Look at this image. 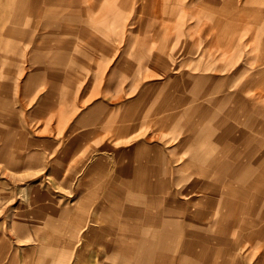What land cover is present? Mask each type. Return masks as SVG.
I'll return each mask as SVG.
<instances>
[{
  "label": "rangeland",
  "instance_id": "374dc122",
  "mask_svg": "<svg viewBox=\"0 0 264 264\" xmlns=\"http://www.w3.org/2000/svg\"><path fill=\"white\" fill-rule=\"evenodd\" d=\"M255 138L264 141V0H0V252L18 264L56 246L57 226L17 239L35 211L66 210L73 225L83 209L113 205L116 187L182 213L193 239H214L234 262L243 236L230 193L241 181L214 174L244 164L252 195ZM131 163L137 172L123 174ZM134 175L140 193L126 187ZM125 209H109L110 223ZM90 224L78 252H94L83 238L105 228ZM262 251L244 264H264Z\"/></svg>",
  "mask_w": 264,
  "mask_h": 264
},
{
  "label": "crops",
  "instance_id": "0c3cea01",
  "mask_svg": "<svg viewBox=\"0 0 264 264\" xmlns=\"http://www.w3.org/2000/svg\"><path fill=\"white\" fill-rule=\"evenodd\" d=\"M22 1L26 2L27 0H22ZM25 11H26V9H25ZM228 34H231V33L227 32L225 35L227 36ZM254 142L256 145L255 149H254V154L251 156V158H249L250 162L251 163L254 162V164H255V169L253 171V174H254V176H256L254 178V180L251 182V187H252L251 189L253 190L252 195H248L250 188L247 187V186H249V184L247 185V183H246L247 178H244V177L242 178V176H247V174L243 173V171H244L243 166H245L244 164L238 165L237 168H234L227 163L223 164L221 169L217 168L214 176H238L239 177L238 180L240 179L239 181H241V183H239L240 184L239 188H237L236 190H233L232 193L229 192L230 194L233 195L234 198H235V196H237V199H238L236 209H237V211L239 210L238 212L240 215V223L238 224L237 229L241 230V231L243 230L242 231L243 241L239 242V243H243V242L247 241V242H255L256 244L258 243V244L264 245V242L259 239L260 238L259 234L261 235L263 233L262 231L260 232V229H264V182H262L261 178H260L261 176H264V141L255 138ZM209 154H210V152H209ZM258 156H261V157H258ZM215 163H216V161L213 162V164H215ZM138 169H139L138 166H136L134 163H131L129 166H127L123 170V174H125V175H129L131 173L135 174ZM138 175H139V173H138ZM138 175L127 176V179L125 181L126 187L134 190L136 193H140L141 189H142L141 182L140 181L137 182V179L139 177ZM208 190H209L208 186L207 187L202 186L201 191L206 192ZM219 190L220 189L215 190V194L217 196H219V195L216 192H219ZM245 190H247V191H245ZM119 196L121 197V200L119 198H117ZM115 198L119 199L120 202H116ZM110 201H111V204L113 203V206L111 205L108 207H98V206L93 205V206H90L88 208L83 209L84 212H82L80 215H77V218L79 219L78 222L79 223L81 222V223L78 224V222H76L73 224V226L69 225L70 223L68 221L67 222L63 221L64 218H66V216H67L68 211H66V210L57 209V208H53V209L48 208V209H41V210L35 211L34 213L36 215L40 212L41 217H40V214L37 216L33 215L34 220L33 219L28 220L22 224V227L25 230L23 238H25L26 235L28 236V233H29L31 228L33 230V227L31 226L30 222H33V226L35 228L42 226L41 224H44L47 227L57 226L58 229L60 228L58 233H56V232L54 233L52 231V229H51V232H50V230H48V232L52 233L55 236V239L57 238V241L55 240L56 242H53V239L51 242V244L56 245L55 248H52V249L47 248L48 250H51V251L55 250V252L50 253V254H52V257H54V255H56V256L62 255L64 257L65 255L60 254L58 251L65 249L66 248L65 246H70L69 249L71 248L70 250H72V253L74 256V257H71V260H69V261H72V264H78V262H80L82 260L85 261L83 264H97L98 262L102 263V261L107 260L105 252L108 250L107 247L109 246V264H111L112 259H118V258H120L119 260H122V261L126 260L127 264L128 263L129 264H134V263L135 264H164L165 262H171V261L175 260L174 258H176V256L171 255L172 250L174 247H176V244L179 243V242H177V241H179L178 234H180L181 235L180 238H182V233H185V240L190 244V246L192 248L190 250L192 253H190L189 254L190 257H188L191 260V264H194L192 262L191 254L192 255H194V254L198 255L199 254V256H200V255H203L204 252H205L204 254H207V253L210 254L214 250H216L214 252L215 256L208 258V260L211 259L208 264H216L215 260H223L222 264H226L225 254H224L225 249L224 248L218 249L213 243L214 239L213 240L212 239H202L204 242H202L200 240L193 239L192 233L190 231V227H191L190 219H188L182 213L176 212V211L174 212V211H172V209H162L161 210L159 208L141 207L143 202H142L141 197L138 194L127 193L125 190H122V189L117 188V187L112 190V195L110 196ZM129 202L133 203L134 205L129 206V205L125 204V203H129ZM121 203H123L124 205H122ZM228 203H229V198H225V200H222V202H221V204L224 206L229 205ZM240 203H241V205H240ZM243 204H244V206H243ZM126 207H127V209H125ZM114 208H115V210L117 209L118 211L125 209V211H124L123 216H121V218H119V220L117 217L116 220L113 219V223H110L108 211H109V209H111L112 211H115V210H113ZM144 209H146V210H144ZM159 210H160V212H159ZM154 212H156V213H154ZM177 214H179V215H177ZM46 215L48 217V220H45ZM52 216H54V217H52ZM55 217L57 218L56 220L53 219ZM41 218H42V220H41ZM161 218H162V221H161ZM248 220H251V223H252L251 225H248V223H247ZM47 221L49 224L46 223ZM61 221L64 222L63 225L60 224ZM89 221H92V224H90L92 227L95 225V226H105V228L102 229L100 232L93 233L92 234L93 236L91 235L92 239L87 238V237L83 238V239H87L90 242L92 240V244L93 245L95 244V251L91 252V253H83V252L81 253V252H78V250H76L77 249V247H76L77 243L76 242H79L78 244H80V242L82 241V234H86L89 232V227H88ZM156 221H157V223H156ZM83 223H85V224H83ZM79 226L80 227H86L85 228L86 231L84 233H82L81 235L79 234L80 236L75 233L76 227H79ZM64 227H66V228H64ZM61 228H64L65 230L62 231ZM136 229H137V231H136ZM32 230L30 232V239L31 240L35 237L45 238V236H44L45 231H43L42 234L40 233L39 235H35L34 232H32ZM181 231H183V232H181ZM66 232H68V233H70V235H74V236H70L68 238V240H66L65 237H64V239H62V237H63L62 235H65ZM243 232H245V234ZM100 233H101V235H100ZM252 235L255 237H253ZM239 236H241V234H239ZM23 238H17V239L22 240ZM72 241H74V242H72ZM96 241H97V243H96ZM63 243H64V245L62 246ZM205 244H206V246H205ZM101 246H105L106 249L105 248L103 249ZM247 247L243 250V252L237 251V254L239 255V262L237 261V259H236V261L238 264L239 263L244 264V261H246L247 258L250 257V256H248V255H250V254H248V252H250L249 251L250 246H247ZM121 249L123 250V252L126 251V253H124L125 259L121 258L122 257L121 253L119 254V250H121ZM205 249L207 252L205 251ZM217 249H218V251H217ZM66 250H68V248H66ZM152 250H153V252H152ZM203 250H204V252H203ZM41 252H42V250H41ZM237 254L232 255V258L234 260H235V257H233V256H235ZM46 255H48V254L46 253ZM149 256L152 258H150ZM201 257L203 258V256H201ZM146 258H148V260ZM26 259H28L29 262L28 263L23 262L22 264H38L37 261H39V260L44 261L46 258L44 257L43 252L38 253L37 251H35L33 254H31V257L29 256ZM170 259H173V260H170ZM21 260H23V256L20 259V261ZM47 260H45L44 262H47ZM261 260L262 261L264 260V251L261 252ZM153 262H155V263H153ZM231 262H233V261H231ZM0 263L1 264H18L19 262L17 261V258L15 257V255L10 253V256H7L6 252L2 251V252H0Z\"/></svg>",
  "mask_w": 264,
  "mask_h": 264
},
{
  "label": "bare ground",
  "instance_id": "6f19581e",
  "mask_svg": "<svg viewBox=\"0 0 264 264\" xmlns=\"http://www.w3.org/2000/svg\"><path fill=\"white\" fill-rule=\"evenodd\" d=\"M138 177V176H137ZM137 182H138V179H137ZM145 183V182H144ZM244 184V183H243ZM243 186V185H242ZM244 187V186H243ZM241 191V190H240ZM242 194V193H241ZM127 197V196H126ZM112 198V197H111ZM113 199V198H112ZM240 201V200H239ZM122 204V203H121ZM240 205H241V203H240ZM113 206V205H112ZM120 206V205H119ZM243 206H244V204H243ZM237 208V207H236ZM91 209V208H90ZM100 209V208H99ZM106 209V208H105ZM97 210V209H96ZM113 210H115V208L113 209ZM117 210V209H116ZM115 210V211H116ZM144 210H146V209H144ZM162 210V209H161ZM89 211V210H88ZM91 211V210H90ZM98 211V210H97ZM103 211V210H102ZM101 211V212H102ZM157 211V210H156ZM173 211V210H172ZM239 211V210H238ZM109 212V211H108ZM122 212V211H121ZM159 212H160V210H159ZM73 213V212H72ZM97 213V212H96ZM116 213V212H115ZM154 213H156V212H154ZM164 213V212H163ZM262 213V212H261ZM93 214V213H92ZM165 214V213H164ZM48 215V214H47ZM47 215H46V217H47ZM72 215V214H71ZM167 215V214H166ZM173 215V214H172ZM177 215H179V214H177ZM51 216V215H50ZM73 216H74V214H73ZM84 216V215H83ZM93 216V215H92ZM107 216V215H106ZM52 217H54V216H52ZM121 217V216H120ZM175 217V216H174ZM179 217V216H178ZM56 218V217H55ZM72 218V217H71ZM88 218V217H87ZM164 218V217H163ZM42 219V218H41ZM57 219V218H56ZM91 219V218H90ZM112 219V218H111ZM171 219V218H170ZM46 220H48V219H46ZM174 220V219H173ZM176 220V219H175ZM87 221V220H86ZM161 221H162V218H161ZM73 222V221H72ZM81 223V222H80ZM79 222H78V224H80ZM107 223V222H106ZM156 223H157V221H156ZM162 223V222H161ZM183 223V222H182ZM30 224H31V226L33 227V230H32V232H34V234L35 235H39L41 232L40 231H38V228H35L34 226H33V222H30ZM68 224V223H67ZM84 224V223H83ZM105 224V223H104ZM143 224V223H142ZM181 224V223H180ZM82 225V224H81ZM94 225V224H93ZM71 226H73V225H71ZM84 226V225H83ZM154 226V225H153ZM262 226V225H261ZM63 227V226H62ZM75 227V226H74ZM97 227V226H96ZM100 227V226H99ZM146 227V226H145ZM161 227V226H160ZM171 227V226H170ZM66 228V227H65ZM72 228V227H71ZM85 228L86 227H76V230H75V233L77 234V235H81L82 233H84L86 230H85ZM90 228V227H89ZM158 228V227H157ZM60 229V228H59ZM68 229V228H67ZM75 229V228H74ZM97 229V228H96ZM258 229V228H257ZM24 228L21 226V228H20V230H18V232L16 233V236H17V238H23L24 237ZM129 231V230H128ZM136 231H137V229H136ZM176 231V230H175ZM74 232V231H73ZM117 232V231H116ZM181 232H183V231H181ZM242 232V231H241ZM241 232H240V234H241ZM249 232V231H248ZM261 232V231H260ZM97 233V232H96ZM245 233V232H244ZM42 234V233H41ZM60 234V233H59ZM67 234V233H66ZM167 234V233H166ZM170 234V233H169ZM52 235V234H51ZM79 235V236H80ZM86 235V234H85ZM100 235H101V233H100ZM44 236L46 237V233H44ZM64 236V235H63ZM70 236V235H69ZM93 236V235H92ZM253 236V235H252ZM65 237V236H64ZM88 237V236H87ZM112 237V236H111ZM131 237V236H130ZM140 237V236H139ZM253 237H255V236H253ZM259 237V236H258ZM69 238V237H68ZM97 238V237H96ZM240 238V237H239ZM92 239V238H91ZM121 239V238H120ZM52 240V239H51ZM51 240H50V242H51ZM145 240V239H144ZM172 240V239H171ZM261 240V239H260ZM61 241V240H60ZM94 241V240H93ZM132 241V240H131ZM264 241V240H263ZM65 242V241H64ZM72 242H74V241H72ZM90 242V241H89ZM135 242V241H134ZM179 243H177L176 244V247H174L173 248V250H172V253H171V255L172 256H176V258H174L175 260L174 261H171V262H165L164 264H191V260L188 258V257H190L189 256V254L191 253V246H190V244L185 240V233H182V238H180L179 239V241H178ZM61 243V242H60ZM77 243V242H76ZM88 243V242H87ZM96 243H97V241H96ZM150 243V242H149ZM55 244V243H54ZM72 244V243H71ZM152 244V243H151ZM243 244H245V245H251V247H250V249H249V251L250 252H248V254H252V253H254L255 252V250H257L258 248H263V245L262 244H256L255 242H243V243H239L236 247L237 248H235V247H232V248H229V254H230V256H232V255H234V254H236V252L239 250V249H242L243 248ZM64 245V243L62 244V246ZM91 245V244H90ZM95 245V244H94ZM143 245V244H142ZM52 246V245H51ZM77 246V245H76ZM93 246V245H92ZM151 246V245H150ZM203 246V245H202ZM205 246H206V244H205ZM68 248V250H66V248ZM64 248L65 249H63V250H61V251H58L60 254H64L65 256L63 257L62 255H54V257H52V254H50V253H53V252H55V250H53V251H51V250H46V248L44 247L43 249H42V252L44 251V252H47V254L48 255H46L45 253H43L44 254V257L46 258L45 260H47V262H44V261H37V263L38 264H72V261H69V260H71V257H74L73 256V253H72V250H70L69 249V247L70 246H65ZM103 249L105 248V246H101ZM60 248V247H59ZM74 248V247H73ZM108 248V250L105 252L106 253V259L107 260H104V261H102V264H109V246L107 247ZM106 249V248H105ZM169 249V248H168ZM208 249V248H207ZM77 250V249H76ZM201 250V249H200ZM82 251V250H81ZM199 251V250H198ZM205 251H206V249H205ZM236 251V252H235ZM141 252V251H140ZM152 252H153V250H152ZM202 252V251H201ZM203 252H204V250H203ZM207 252V251H206ZM82 253V252H81ZM90 253V252H89ZM121 253V258H124V253H126V251L125 252H123V250L121 249V250H119V254ZM147 253V252H146ZM149 253V252H148ZM155 253V252H154ZM205 253V252H204ZM203 253V255H205ZM153 254V253H152ZM50 255V256H49ZM148 255V254H147ZM250 255H248V256H250ZM254 255H257V253H254ZM76 256V255H75ZM91 256V255H90ZM154 256V255H153ZM168 256V255H167ZM150 257V256H149ZM165 257V256H164ZM233 257H235V256H233ZM76 258V257H75ZM150 258H152V257H150ZM149 258V259H150ZM170 258V257H169ZM74 259V258H73ZM120 258H118V259H112L111 260V264H127V262H126V260L124 261H122V260H119ZM125 259V258H124ZM147 260H148V258H146ZM198 259H199V257H198ZM201 259V258H200ZM151 260V259H150ZM149 260V261H150ZM154 260V259H153ZM170 260H173V259H170ZM196 260V259H195ZM235 261V260H234ZM85 261L84 260H82V261H80V262H78V264H83ZM135 262V261H134ZM143 262V261H142ZM160 262V261H159ZM100 263V262H99ZM140 263V262H139ZM148 263V262H147ZM153 263H155V262H153ZM196 263H197V260H196ZM129 264V263H128ZM135 264V263H134ZM201 264V263H200ZM230 264H238L237 263V261H236V263L235 262H231Z\"/></svg>",
  "mask_w": 264,
  "mask_h": 264
}]
</instances>
